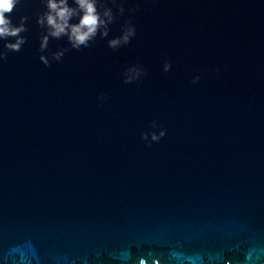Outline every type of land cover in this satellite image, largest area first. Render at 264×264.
<instances>
[{
	"label": "water",
	"instance_id": "obj_1",
	"mask_svg": "<svg viewBox=\"0 0 264 264\" xmlns=\"http://www.w3.org/2000/svg\"><path fill=\"white\" fill-rule=\"evenodd\" d=\"M122 2L108 39L130 20L128 45L98 36L48 67L68 45L39 50L41 0L13 10L0 264H264V0ZM133 65L146 75L125 85Z\"/></svg>",
	"mask_w": 264,
	"mask_h": 264
},
{
	"label": "clouds",
	"instance_id": "obj_2",
	"mask_svg": "<svg viewBox=\"0 0 264 264\" xmlns=\"http://www.w3.org/2000/svg\"><path fill=\"white\" fill-rule=\"evenodd\" d=\"M19 3L20 0H0V41L4 42V48L0 51V61L6 58L8 52H19L27 42L26 37L22 35L27 31L26 19L21 18L19 23H14L12 19L13 10ZM41 3L44 11L36 18L37 25L43 30L39 50L45 52L50 39H64L68 45L67 48L49 53L48 58L41 55L39 59L45 67L49 66L50 61L59 62L69 50L79 51L88 48L98 36L107 39V47L115 51L128 45L136 34L131 21L125 20L120 28V34L108 39L110 25L125 12L122 0H104L102 8L101 0H41ZM128 11L131 13L134 10ZM170 68V63L163 64V72L167 73ZM145 75L140 67L129 66L122 73V82L125 85L131 84ZM199 80L200 77L197 76L190 83L196 84ZM97 100L103 102L105 97H97ZM150 128L156 129L155 121ZM165 134V130L160 129L148 134L141 133L140 138L146 140L150 135L151 142L155 143ZM148 146L150 144H146V147Z\"/></svg>",
	"mask_w": 264,
	"mask_h": 264
}]
</instances>
